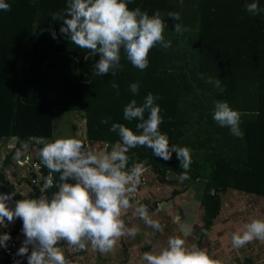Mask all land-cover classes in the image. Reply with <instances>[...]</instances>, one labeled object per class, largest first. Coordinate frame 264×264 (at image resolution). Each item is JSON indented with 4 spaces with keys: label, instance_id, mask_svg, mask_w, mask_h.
I'll return each mask as SVG.
<instances>
[{
    "label": "trees",
    "instance_id": "trees-1",
    "mask_svg": "<svg viewBox=\"0 0 264 264\" xmlns=\"http://www.w3.org/2000/svg\"><path fill=\"white\" fill-rule=\"evenodd\" d=\"M8 2L10 8L0 10V139L39 147L36 138L53 139L55 113L79 110L86 114V138L107 142L108 151L119 139L108 131L112 122L136 131L135 119L124 120L123 106L133 98L139 104L152 92L160 97L159 130L170 144L186 146L191 162L183 170L174 152L164 160L137 145L127 151L128 164L143 161L150 174L185 171L187 177L203 180L200 203L206 227L219 215L228 190L264 197V15L247 13L244 0H131L129 8L160 11L167 25L163 35L171 43L166 49L152 48L143 70L121 52L122 67L112 76L94 75L98 55H86L87 49L59 33L60 22L50 14L62 11L65 0ZM258 6L264 7V0ZM169 11L178 12L179 20L168 17ZM174 22L186 26L184 33L192 32V37L173 32ZM50 29L56 31L55 39ZM209 76L219 78L221 87L207 83ZM132 82H139L135 95L128 89ZM215 100H226L240 113L242 137L212 120ZM102 117L110 118L108 123L101 124ZM42 167L47 176L49 170ZM51 179L54 191L58 174L51 172ZM9 189L14 192L12 185ZM17 220L15 231L21 227Z\"/></svg>",
    "mask_w": 264,
    "mask_h": 264
},
{
    "label": "clouds",
    "instance_id": "clouds-1",
    "mask_svg": "<svg viewBox=\"0 0 264 264\" xmlns=\"http://www.w3.org/2000/svg\"><path fill=\"white\" fill-rule=\"evenodd\" d=\"M130 3L131 0H65L66 7L50 15L52 21L60 22L59 33L71 44L87 49L86 55H98L93 64L94 75L115 76L122 67L121 52L132 66L143 70L148 66L152 48L159 45L166 49L171 43L163 35L167 25L159 10L149 14L138 6L129 8ZM258 3L259 0H244L243 6L251 15H264V7ZM9 8L8 0H0V10ZM167 16L179 20L178 12L169 11ZM172 31L182 33L187 27L174 22ZM50 34L56 38L54 29H50ZM206 82L221 87L219 78L209 76ZM111 87L118 89L115 82ZM138 87L139 82L128 85L133 95ZM159 99L147 92L139 104L134 98L128 100L122 109L123 118L135 119L136 131L112 122L108 131H114L119 139L108 151L98 153L75 137H55V129L51 140L36 138L41 164L50 173H57L58 180L50 195L17 199L14 207H8L7 202L16 193L0 192V228L16 218L21 220L24 239L15 256L23 257L27 264H67L59 241L79 249L89 245L104 253L111 251L120 236L135 235L134 228L124 225L121 212L130 207L129 195L139 183L144 164L143 161L128 164V149L143 145L151 149L153 156L164 160L174 152L183 170L191 162L190 150L170 144L167 135L159 130L163 121L156 103ZM211 118L217 125L227 127L233 136L244 135L239 127L240 113L226 100L213 101ZM108 119L102 117L100 123L106 124ZM178 177L184 180L187 174L182 171ZM52 184L45 177L43 188ZM134 211L145 225L160 230L158 220L151 218L144 204L136 203ZM9 239L7 232L0 231V248H6ZM253 239L264 240V219L243 223L240 230L232 233L231 246L239 248ZM142 260L144 264H217L203 249L195 245L186 247L181 238L173 236L158 252H143ZM13 264H20V260H14Z\"/></svg>",
    "mask_w": 264,
    "mask_h": 264
},
{
    "label": "rangeland",
    "instance_id": "rangeland-1",
    "mask_svg": "<svg viewBox=\"0 0 264 264\" xmlns=\"http://www.w3.org/2000/svg\"><path fill=\"white\" fill-rule=\"evenodd\" d=\"M192 34V32L182 33L185 39L191 38ZM193 43L194 41H191V48ZM59 113L62 114L60 117H58ZM72 116L75 117L74 121H71ZM55 117L56 136L65 135L67 132V134L73 133L77 139L85 138L86 114L83 111L61 110L55 113ZM8 141L10 140L0 139V149L3 147L4 153L13 148ZM98 147H101V151H107L108 143L101 141ZM21 158L24 159V157ZM4 159L8 161L7 156ZM150 177L155 184L151 187L152 189L147 190V202L144 205L150 216L151 212H159L161 207L163 213L160 215L164 216L163 224L161 233L160 230L147 229L150 234H147L146 246L130 247L125 257H129L132 264H135L134 261H141V255L145 251L158 252L166 245L170 236L181 238L186 247L195 245L203 249L217 264H264V240L253 239L239 248L231 246L232 233L240 230L243 223L251 219H264V197L228 190L222 194L219 215L211 226L206 227L202 220L204 208L200 203L205 185L203 180H194L189 177L180 180L178 173L174 172H169L167 176L162 177L154 171ZM29 178H27L28 185ZM29 189L31 194V188ZM11 207H14V203ZM11 226L15 227V225ZM6 227H8L7 224Z\"/></svg>",
    "mask_w": 264,
    "mask_h": 264
},
{
    "label": "crops",
    "instance_id": "crops-1",
    "mask_svg": "<svg viewBox=\"0 0 264 264\" xmlns=\"http://www.w3.org/2000/svg\"><path fill=\"white\" fill-rule=\"evenodd\" d=\"M60 115L62 114L59 113L58 117H60ZM72 117H71V121H74L75 117L73 118ZM54 119L56 120V118ZM55 120L53 122L54 129L56 125ZM69 136L75 137L73 133L67 134L66 132L65 135H59V136H56L55 133V137H69ZM81 141L82 143L87 144L90 148L95 149L98 153L102 152L101 147H98L100 146L101 141L88 140L86 136L85 138L81 139ZM8 143L13 145L12 149L11 148L8 149L5 153L2 150L3 147H1L2 149H0V192L12 193V190L9 189V185H12L14 188V192L17 195H19L21 198H26L29 196L31 197L29 193L30 187L28 185V180H27L29 172L26 168L17 165L16 160H21V157H24L25 155L34 156L35 158L38 157L39 159L38 147L33 146L31 144L29 145L25 142H19V140H16L14 138L10 139ZM18 145L21 146L18 147ZM11 151L14 152L10 154ZM6 156L8 161L4 159L6 158ZM153 184L155 183L151 180V177L149 175L146 184L142 187L140 191L141 196L139 195L136 198L129 197L130 207L121 212V219L124 225L126 227L134 228L136 230L135 235L130 236L128 234H124L120 236L115 241L111 251L104 253H100L98 250H96L95 248L89 245H86L85 249H79L76 246L67 245L64 241H59L58 245L63 253V256L67 264H132L131 260H129V257H125V255H127V253L129 252L128 250L130 249V247H135V245L146 246L147 234H150L149 230L147 229H152L150 226L145 225L143 221L139 218V216L135 213L134 211L135 205L136 203L145 204L147 202V190L152 189L151 187H154ZM14 202L15 199L14 196H12V198L7 202V206L11 207ZM160 213H163L161 207L159 209V212L158 211L151 212V218L158 220L161 226L163 224L162 217L164 216L160 215ZM17 219L18 218H16L13 221L6 222L7 226L13 227L11 225H15V223L18 221ZM0 231L6 232V228L5 227L0 228ZM8 243L9 241L6 242V244ZM4 250L5 248H0V259H2L1 256ZM130 258H132V256ZM22 261L23 264H27L26 259H24L23 257H22ZM134 262L135 264H144L143 260L138 262L134 261Z\"/></svg>",
    "mask_w": 264,
    "mask_h": 264
},
{
    "label": "built area",
    "instance_id": "built-area-1",
    "mask_svg": "<svg viewBox=\"0 0 264 264\" xmlns=\"http://www.w3.org/2000/svg\"><path fill=\"white\" fill-rule=\"evenodd\" d=\"M33 157L31 158V156L25 155L24 159L21 158V160H16V164L20 167L27 166L26 169L29 172L28 177H30L29 186L31 188V194H33L34 197H38L40 195H50V193L53 191V184L47 189L43 188V184L45 177H48L52 181L51 173L49 172L47 173V176H45L42 165L36 160L35 157ZM150 171V167L144 164V170L139 177V183L136 184L135 191L131 193L129 197L136 198L140 194L142 187L146 184ZM6 232L9 234L10 239L9 243L7 244V248H5L4 252L2 253L1 258L5 260L6 264H13L14 260H20V264H23L22 257H17L14 255L16 249L21 246V241L24 239L23 234L20 232V229L15 231V227H6Z\"/></svg>",
    "mask_w": 264,
    "mask_h": 264
}]
</instances>
